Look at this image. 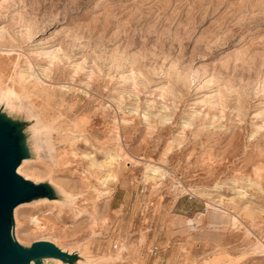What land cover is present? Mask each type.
<instances>
[{
    "label": "rangeland",
    "instance_id": "1",
    "mask_svg": "<svg viewBox=\"0 0 264 264\" xmlns=\"http://www.w3.org/2000/svg\"><path fill=\"white\" fill-rule=\"evenodd\" d=\"M0 115L39 264H264V0H0Z\"/></svg>",
    "mask_w": 264,
    "mask_h": 264
},
{
    "label": "water",
    "instance_id": "2",
    "mask_svg": "<svg viewBox=\"0 0 264 264\" xmlns=\"http://www.w3.org/2000/svg\"><path fill=\"white\" fill-rule=\"evenodd\" d=\"M26 157L23 141L15 124L0 115V264H39L43 257L60 258L65 251L47 240H37L22 247L11 236L13 209L22 202L51 195L45 183H34L16 172Z\"/></svg>",
    "mask_w": 264,
    "mask_h": 264
},
{
    "label": "bare ground",
    "instance_id": "3",
    "mask_svg": "<svg viewBox=\"0 0 264 264\" xmlns=\"http://www.w3.org/2000/svg\"><path fill=\"white\" fill-rule=\"evenodd\" d=\"M27 158L26 157H23L22 158V160H21V163H20V165L18 166V168H17V170H16V172H18L19 173V169H20V167H23L24 168V166H25V164L27 163ZM21 170V169H20ZM21 172V171H20ZM20 174V173H19ZM20 175H22V174H20ZM23 176V178H25V179H29V177L28 176H24V175H22ZM29 180H31V179H29ZM32 181H34L35 182V180H32ZM53 182V181H52ZM55 183V182H54ZM46 201H49V199L47 198V197H40V198H38L37 199V201H36V203H38V202H46ZM52 202H59V201H57V200H52ZM27 202H22V203H19L18 205H16L15 206V208H14V210H13V213H14V217H15V213H16V211L21 207V206H23V205H25ZM35 203V202H34ZM35 203V204H36ZM48 204V203H47ZM53 259H55V258H53ZM56 260V262L58 263V264H64V263H62L60 260H58V259H55ZM34 260H31L30 261V264H34V262H33Z\"/></svg>",
    "mask_w": 264,
    "mask_h": 264
}]
</instances>
